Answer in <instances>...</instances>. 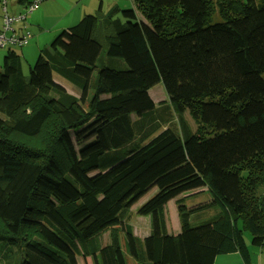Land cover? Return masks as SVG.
<instances>
[{"label": "trees", "instance_id": "1", "mask_svg": "<svg viewBox=\"0 0 264 264\" xmlns=\"http://www.w3.org/2000/svg\"><path fill=\"white\" fill-rule=\"evenodd\" d=\"M129 1L134 11L99 4L59 32L27 77L13 50L3 57L0 264H79L81 254L127 264L120 231L135 264H214L234 253L250 264L243 230L264 246V97L243 87L264 75V0H219L216 23L209 0ZM159 83L167 101L155 104ZM49 126L46 154L28 149ZM153 188L135 211L149 216L140 240L128 212ZM205 189L210 201L183 205Z\"/></svg>", "mask_w": 264, "mask_h": 264}, {"label": "rangeland", "instance_id": "2", "mask_svg": "<svg viewBox=\"0 0 264 264\" xmlns=\"http://www.w3.org/2000/svg\"><path fill=\"white\" fill-rule=\"evenodd\" d=\"M102 1V6H103V10H107L108 8V4H117V6L121 9V10H133L134 8H132L133 6L131 5V1L129 0H101ZM219 0H209V4H210V10H211V22L212 23H216L219 22L220 18L218 17L217 14V3ZM52 2V1H50ZM98 6V5H97ZM88 7H91L88 5ZM98 7L95 8V10H97ZM0 10H1V5H0ZM92 10L90 11V13H88V15H96L97 11ZM2 12V11H1ZM8 13H11L10 9L8 10ZM138 15V13H137ZM140 16V15H139ZM78 21H76L77 23ZM74 23V24H76ZM18 25H16L17 28ZM28 44V43H27ZM27 44H25L23 46V48L21 49L20 47L17 46H5L4 48L0 49V71L2 69V58L3 56L6 54L7 49L10 48V50H13L20 58H21V62H22V74L23 76L27 77L28 73H29V68H31L35 61L36 58L38 56V51L33 49L32 50H26L25 51V55L23 54ZM29 45V44H28ZM54 83L59 86L61 89H63L64 91H66L67 93H72L74 95L77 96V91L75 89H73L72 87H70L69 85H67L65 82H63L59 77H57L56 75H54ZM243 87L248 91V92H257L259 93L261 96L264 97V75H259L256 76L250 80H248L247 82L244 83ZM149 95L150 98L155 102V104H157L160 101H167V97L165 95V92L163 90L162 85L159 83L157 85H155L153 88H151V90L149 91ZM183 118L185 120V122L187 123L188 127L193 130L194 129V124L191 121V119L189 118V116L184 113L183 114ZM135 118H133L134 120ZM154 120H152V124H156L157 120L159 122H161L159 120V118L157 117V115H155L153 117ZM150 121V119H149ZM151 123L145 122L142 124V126L140 125L137 129H136V137H140L143 134L146 133V131L149 129L150 126H152ZM50 131V126L47 127L44 132L38 136L35 137L34 139H31L30 141L25 142L27 144V148L28 149H32L35 150L37 149L39 151V153H43L46 154V152L48 151V144H49V139L48 137H50V135L48 134ZM71 136V141L75 147V149L77 148V144L79 143V140H77L73 134H70ZM204 192H200V191H194L190 194H194L193 196H189L190 194H185L183 196L187 197L186 199H184L183 205L189 207L198 203H202V202H207L211 200V194L205 189L203 190ZM156 192V189L153 188L150 191H148L145 195H143L130 209L129 213V219L127 221V223L131 226L134 235L139 238L140 240H142L149 231V216L147 215H137L136 214V209L141 206L144 202H146L152 195H154V193ZM181 196V197H183ZM220 209V206L217 205H213L211 206L208 210L204 211L200 217L199 220L202 219L203 216H209L210 214L216 212L217 210ZM165 219H166V227H167V232L169 234H177L179 232V219H178V215H177V211H176V205H175V201L171 200L169 201L166 205H165ZM239 226H241V223H239ZM108 231L104 232L101 236H100V242L101 244H105L108 241ZM118 237H119V246L122 249L123 253L125 254V258L127 260V264H135V262L125 253L124 250V245H123V238L124 236L122 235V232L120 231L118 233ZM243 239L245 240V243L247 244V248L249 251V257H250V264H264V246L259 250V248L253 247L250 244V234L243 230ZM241 259V258H240ZM78 263L79 264H99V259L97 255H92V256H84V255H80L78 258ZM230 264H243L242 260L239 262L236 259L232 258V262Z\"/></svg>", "mask_w": 264, "mask_h": 264}, {"label": "crops", "instance_id": "3", "mask_svg": "<svg viewBox=\"0 0 264 264\" xmlns=\"http://www.w3.org/2000/svg\"><path fill=\"white\" fill-rule=\"evenodd\" d=\"M31 0H10L6 12L8 15L15 16L23 13L26 3ZM52 1V2H50ZM102 7L101 0H46L40 3L31 15H28L23 23L25 31L31 34V39L28 42L26 49L22 52L25 55L26 50L35 49L42 50L54 39V37L61 32L74 25L84 15L95 10L96 7ZM91 6V7H88ZM98 5V6H97ZM111 3L108 4V8ZM107 8V9H108ZM10 9L11 13H8ZM97 11V10H95ZM2 12L0 10V26H1ZM22 25L19 24L18 27ZM23 48V47H22ZM21 48V49H22ZM10 48L7 49V51ZM5 56V55H4ZM3 56V57H4ZM3 60V58H2ZM134 234V233H133ZM232 258L241 261L237 253L231 255L218 256L214 264H230Z\"/></svg>", "mask_w": 264, "mask_h": 264}, {"label": "built area", "instance_id": "4", "mask_svg": "<svg viewBox=\"0 0 264 264\" xmlns=\"http://www.w3.org/2000/svg\"><path fill=\"white\" fill-rule=\"evenodd\" d=\"M9 0H0L2 5L3 15L1 18L0 26V49L5 46H17L23 47L27 44L31 35L24 31V21L28 15H31L37 6L46 0H31L26 3L23 9V13H19L15 16L8 15L6 12V6ZM21 24L20 28H17L16 25Z\"/></svg>", "mask_w": 264, "mask_h": 264}]
</instances>
